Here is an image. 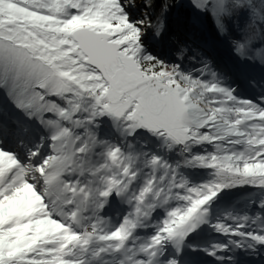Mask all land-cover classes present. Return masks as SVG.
<instances>
[{
	"label": "snow or ice",
	"instance_id": "6c2138e0",
	"mask_svg": "<svg viewBox=\"0 0 264 264\" xmlns=\"http://www.w3.org/2000/svg\"><path fill=\"white\" fill-rule=\"evenodd\" d=\"M201 256L264 264V0H0V264Z\"/></svg>",
	"mask_w": 264,
	"mask_h": 264
},
{
	"label": "trees",
	"instance_id": "16d2710c",
	"mask_svg": "<svg viewBox=\"0 0 264 264\" xmlns=\"http://www.w3.org/2000/svg\"><path fill=\"white\" fill-rule=\"evenodd\" d=\"M175 27V24H174ZM197 42L201 44L203 54L213 62V65L215 69L221 73L224 77H227L226 70L236 69V67L239 66L237 62L234 60L232 54L230 53L228 47L226 44H219L218 42L210 32H204L203 34L197 33ZM209 45V47L207 46ZM210 45L213 49L210 48ZM215 51L217 56L215 58V61L210 56V51ZM241 69L240 67H238ZM238 78L240 81V86L243 87L249 94H255L253 89L247 88V81L245 76L240 71L238 73Z\"/></svg>",
	"mask_w": 264,
	"mask_h": 264
},
{
	"label": "rangeland",
	"instance_id": "374dc122",
	"mask_svg": "<svg viewBox=\"0 0 264 264\" xmlns=\"http://www.w3.org/2000/svg\"><path fill=\"white\" fill-rule=\"evenodd\" d=\"M219 44H221V43H219ZM207 46L209 47V45H207ZM210 48L213 49L211 45H210ZM211 53H213V51H211ZM213 54H214V53H213ZM238 67H240V66H237V67H236L238 70L235 69V70L237 71V73H239V72L241 71V69H239ZM238 80H239V79H238ZM235 83H238V81H236ZM235 86H237V85H235ZM235 86H234V87H235ZM247 88H249L248 85H247ZM239 91H240V89H239V86H238L237 89H236L237 95H238L239 97H241V98H245L244 96L240 95ZM253 91H254V90H253ZM254 92H255V91H254ZM254 95H255V94H254ZM254 95H252V96H254ZM158 211L161 212V213L163 212V210H158ZM113 222H116V221H115V218L113 219ZM138 231L140 232L141 235H150L152 229H150V230H148V229H141V230H138ZM148 231H150V233L147 234ZM212 238L214 239V237H212ZM219 239H223V238L220 237Z\"/></svg>",
	"mask_w": 264,
	"mask_h": 264
},
{
	"label": "bare ground",
	"instance_id": "6f19581e",
	"mask_svg": "<svg viewBox=\"0 0 264 264\" xmlns=\"http://www.w3.org/2000/svg\"><path fill=\"white\" fill-rule=\"evenodd\" d=\"M202 260L205 261L206 264H211L212 258L206 256V257H204Z\"/></svg>",
	"mask_w": 264,
	"mask_h": 264
}]
</instances>
